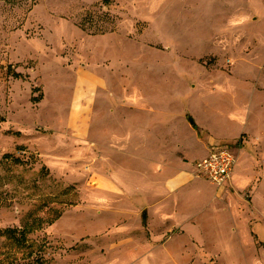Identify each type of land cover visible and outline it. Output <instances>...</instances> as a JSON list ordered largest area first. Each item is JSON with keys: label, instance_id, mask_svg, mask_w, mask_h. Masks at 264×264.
<instances>
[{"label": "rangeland", "instance_id": "rangeland-1", "mask_svg": "<svg viewBox=\"0 0 264 264\" xmlns=\"http://www.w3.org/2000/svg\"><path fill=\"white\" fill-rule=\"evenodd\" d=\"M263 1L0 0V264H264ZM124 99L156 112L124 118ZM158 119L192 169L214 141L237 156L224 187L198 181L186 230L100 179L137 198L144 149L120 137Z\"/></svg>", "mask_w": 264, "mask_h": 264}, {"label": "crops", "instance_id": "crops-1", "mask_svg": "<svg viewBox=\"0 0 264 264\" xmlns=\"http://www.w3.org/2000/svg\"><path fill=\"white\" fill-rule=\"evenodd\" d=\"M238 22L241 21L235 19L229 22L231 24L227 25H236ZM262 43L264 45V40ZM256 48H260V43L257 40L255 45L250 46L249 50L243 52L251 53ZM258 66L264 68L262 63H259ZM118 107L125 109V112H122L124 118L128 117L130 112H136L137 110L146 109L145 111H149L151 114L156 112L154 109H150V104L147 102L144 103L133 99L122 100ZM86 110L88 115L85 114ZM115 110L116 107H110L109 112L114 114ZM75 114H77L76 117ZM75 114L73 116V121L77 129L76 135L80 138L83 137L84 132L82 123L86 121V118H90L91 107L84 106L83 103L77 104ZM152 122L154 124L148 127L146 132L128 131L126 129L124 133L121 134L119 142L121 149L123 146L139 147V145L144 149L142 153H135V151L131 152L132 150L130 151L132 156H136V158L141 161L140 167L137 169L138 180L136 182V189L139 192L137 198L134 200L132 195L125 190L124 187H128L129 182L122 184L121 181L107 178L106 176H101L100 179L103 187L111 190L108 192L109 194H114V190L112 189L121 188L123 192L121 197H124L128 203H138L137 207L139 209L143 208L148 211L153 210L161 213L176 210L175 213L179 212L181 215H174V217L171 218V222L173 224L181 225L183 229L186 230L184 224L189 222L190 218H186L188 216L185 217L182 214L183 210L181 208L183 205L191 202L195 191L199 192L200 187L198 181L201 178L196 177L194 169L191 168L189 158L185 153L187 145L177 144L179 141L178 137L181 136V133H175L173 124L170 125L168 121L161 122L158 119ZM130 125L133 128L135 123H130ZM160 127L164 129L162 135L156 133V129H159ZM188 129L189 131L195 132L191 125ZM137 139L143 141L138 142ZM205 150L207 154L208 145H205ZM129 242L130 239H124L120 244Z\"/></svg>", "mask_w": 264, "mask_h": 264}, {"label": "built area", "instance_id": "built-area-1", "mask_svg": "<svg viewBox=\"0 0 264 264\" xmlns=\"http://www.w3.org/2000/svg\"><path fill=\"white\" fill-rule=\"evenodd\" d=\"M236 162L237 156L230 144L214 141L208 145L207 154L194 163V174L222 188L230 182Z\"/></svg>", "mask_w": 264, "mask_h": 264}, {"label": "trees", "instance_id": "trees-1", "mask_svg": "<svg viewBox=\"0 0 264 264\" xmlns=\"http://www.w3.org/2000/svg\"><path fill=\"white\" fill-rule=\"evenodd\" d=\"M16 76H18V75H16ZM188 118H189V121H190L191 125L195 129H197V125L195 124L194 120L190 116ZM38 221L41 222L42 220L38 219ZM47 223L51 224V223H53V220H48ZM16 232H18L19 235ZM2 234L7 236L8 238H11L17 244L25 245V243L27 242L26 234H25V228H23L22 230H19V231H16L14 229H7Z\"/></svg>", "mask_w": 264, "mask_h": 264}, {"label": "bare ground", "instance_id": "bare-ground-1", "mask_svg": "<svg viewBox=\"0 0 264 264\" xmlns=\"http://www.w3.org/2000/svg\"><path fill=\"white\" fill-rule=\"evenodd\" d=\"M84 83V80H82V79H78V86L80 85V84H83ZM81 86V85H80ZM84 96V94H83V89L81 88V87H78L77 89H76V97L77 98H80L81 96ZM77 116V114H75V117Z\"/></svg>", "mask_w": 264, "mask_h": 264}]
</instances>
